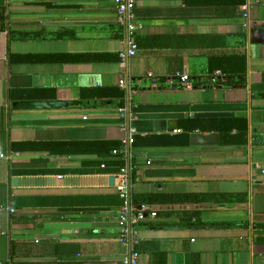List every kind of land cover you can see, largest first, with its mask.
<instances>
[{
  "label": "crops",
  "instance_id": "1",
  "mask_svg": "<svg viewBox=\"0 0 264 264\" xmlns=\"http://www.w3.org/2000/svg\"><path fill=\"white\" fill-rule=\"evenodd\" d=\"M135 4L122 67L115 0H0V264H121V171L82 145L126 139L121 108L142 143L123 152L132 202L196 197L143 203L157 217L136 226L140 264H264V0ZM57 101L80 103L21 106Z\"/></svg>",
  "mask_w": 264,
  "mask_h": 264
},
{
  "label": "built area",
  "instance_id": "2",
  "mask_svg": "<svg viewBox=\"0 0 264 264\" xmlns=\"http://www.w3.org/2000/svg\"><path fill=\"white\" fill-rule=\"evenodd\" d=\"M117 20L123 26L124 44L126 49L119 53L121 66L125 67L126 62L134 58L139 52V46L135 41V34L138 31L140 25L135 12V0H115ZM218 75H221L219 72ZM183 82L189 80L188 76H179ZM119 85L126 89V82L122 79ZM119 115L123 121L121 127L128 129V137L122 141L123 152L125 149L133 146L135 141L136 130L128 127L127 125L135 120L126 108L119 109ZM119 154L118 151L114 152V155ZM8 159L4 154H0V162ZM128 169L123 168L119 175V182L117 184V190L120 198L124 201L123 207L118 212V221L120 224L119 241L122 246L127 250L121 264H140V253L135 249L138 245V232L136 226L145 221L147 217H157L156 211L151 206L141 205L140 208H136L132 202L130 188V180L128 177Z\"/></svg>",
  "mask_w": 264,
  "mask_h": 264
},
{
  "label": "trees",
  "instance_id": "3",
  "mask_svg": "<svg viewBox=\"0 0 264 264\" xmlns=\"http://www.w3.org/2000/svg\"><path fill=\"white\" fill-rule=\"evenodd\" d=\"M235 57H233L232 59H234ZM222 73L224 74H233L232 71L228 72L226 70H222ZM91 98L93 99H103L106 97H112L116 100L118 99H122L124 97V92L119 88V87H115V88H99V89H95L93 90L91 93ZM190 120V119H189ZM188 120V121H189ZM191 122H200L196 119H191ZM237 120L236 119H227V120H222V119H212L210 120V124H212V128L214 130H217L221 133V135H229L230 132L232 131V129H234L235 127H238L237 124ZM245 122V121H244ZM222 123H226V125L228 126V129H226V125L225 127L222 128ZM240 128V127H238ZM194 129V128H193ZM192 130V129H191ZM189 131V130H188ZM189 132H187V129L184 130V135H183V139H185V141L183 140L182 142H178L182 143L183 145L187 144L189 141V134H187ZM141 138L140 137H136L135 141H134V146H138L141 145ZM153 144H159L154 142ZM163 144V143H162ZM172 145L174 143H171ZM71 145V144H70ZM86 147L87 152H89V148L92 147H97L100 148L99 149V153L100 155L103 156H112L114 155L115 151H118L119 154L114 155L113 159L107 158L105 163H103L102 165H105V167H113L115 168L118 172H120L123 168H125L126 163L123 157V144L122 141H107V142H99V143H84L82 144ZM91 152V151H90ZM121 173V172H120ZM194 198H196L193 195H189V194H172V195H151L149 197H143L141 199L138 198H133V203L135 205L138 204H142V205H149V203L153 202V201H157V202H188L190 200H193ZM145 203V204H143ZM124 205V201L120 198V195H118V203H117V209H121Z\"/></svg>",
  "mask_w": 264,
  "mask_h": 264
},
{
  "label": "water",
  "instance_id": "4",
  "mask_svg": "<svg viewBox=\"0 0 264 264\" xmlns=\"http://www.w3.org/2000/svg\"><path fill=\"white\" fill-rule=\"evenodd\" d=\"M80 102H62V101H57V102H24L21 104V106L25 107H34V108H61V107H68V106H73L77 105ZM231 114L229 113H201V114H196L197 118H228L230 117ZM111 183L113 185L114 179H111ZM141 207V206H139ZM155 209V208H154ZM156 210V209H155Z\"/></svg>",
  "mask_w": 264,
  "mask_h": 264
}]
</instances>
